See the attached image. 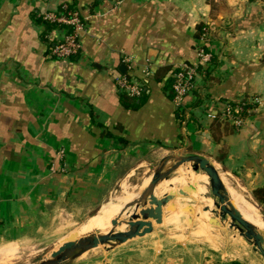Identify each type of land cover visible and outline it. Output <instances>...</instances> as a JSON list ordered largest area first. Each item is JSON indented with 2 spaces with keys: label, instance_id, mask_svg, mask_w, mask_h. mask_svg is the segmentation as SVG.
Here are the masks:
<instances>
[{
  "label": "crops",
  "instance_id": "obj_1",
  "mask_svg": "<svg viewBox=\"0 0 264 264\" xmlns=\"http://www.w3.org/2000/svg\"><path fill=\"white\" fill-rule=\"evenodd\" d=\"M65 6L84 23L81 50L56 59L38 14ZM200 44L211 66L177 107L170 76ZM116 76L144 83L136 105ZM241 101L236 130L221 111ZM159 149L207 158L264 218L253 196L264 188V0H0V239L101 204ZM163 214L151 232L72 264H255L245 249L155 240Z\"/></svg>",
  "mask_w": 264,
  "mask_h": 264
},
{
  "label": "rangeland",
  "instance_id": "obj_2",
  "mask_svg": "<svg viewBox=\"0 0 264 264\" xmlns=\"http://www.w3.org/2000/svg\"><path fill=\"white\" fill-rule=\"evenodd\" d=\"M170 154L187 155V152L167 151L161 149L155 150L153 153L147 155V163L139 164L135 168L129 170L126 174H123L118 182L113 184L110 193L101 204L93 207L80 204L78 206H72L73 208H67L71 216H66L65 212L59 214V210H57L54 217H49L48 221L47 219L44 220V225L36 227L35 229L31 228L29 231L25 230L19 234V236H8L4 239H0V247L14 249L13 255L9 258L3 259L0 257V264H34L39 258L43 257L56 247L74 242L77 235L79 238V233L84 228L89 217L97 212L100 205L103 203V205L106 203H115L119 192L124 188L138 185L145 179L149 181V177H151L155 166H157L164 157ZM202 188L207 196L206 203L212 207L213 205L209 202V185L202 184ZM177 201L176 207L178 209L173 212L171 209L167 208L165 210L166 215L163 223L161 225H156L154 234L155 240H159L161 243L173 242L178 246L186 243L191 244L193 247L212 245L216 246V248H221L224 246L226 247L228 255L230 253L235 254V252L239 253L241 250L245 249L251 252L254 258H256L255 264H264V258L254 249V246L240 236L237 230L231 228L226 220L222 221L218 217L217 220L220 224L212 227H205L199 223L196 213H198L199 210L202 211V207H207L205 206L206 204L203 203L201 205V202L196 204L185 200ZM169 204L172 206L171 201ZM198 205H201L200 209ZM254 205L256 209L260 211L256 204ZM184 206L189 208L190 212L185 213L182 209ZM212 208L215 207L213 206ZM261 217L262 221H264L262 215ZM74 238L75 240H73ZM106 250H108V247L99 246L85 253L83 258L92 254L104 253Z\"/></svg>",
  "mask_w": 264,
  "mask_h": 264
},
{
  "label": "bare ground",
  "instance_id": "obj_3",
  "mask_svg": "<svg viewBox=\"0 0 264 264\" xmlns=\"http://www.w3.org/2000/svg\"><path fill=\"white\" fill-rule=\"evenodd\" d=\"M167 170L172 171L168 176L157 178L153 188L149 185L151 178L149 177V181L145 179L138 185L130 188H124L120 191L118 196L115 195L117 196L115 203H106L105 205L100 206L97 212L89 217L84 228L79 233V238L77 235L75 237L76 240L75 238L73 239L75 240L74 242L87 238L94 233H107L113 228L117 231L124 230V223L132 218L136 211L137 204L148 199L150 196L160 198L167 193H171L173 195V198L171 199V210L173 212L178 209L176 207V202H178L177 200H185L196 204L201 202V205L203 203L206 204L205 206H207V211L199 210V212L197 211L198 213H196L199 223L205 227L214 226L212 222L209 223V219L213 217H215V219H218L219 217L222 221L226 220L227 223L234 224L229 215L228 201H230L236 212L243 219L247 220L258 229L264 231V221H262L260 212L256 209L255 205L246 196H244V194H238L225 184L217 183L215 180H210V178H208L201 171L194 172L191 169L189 162H160L157 166H155L153 172L163 173ZM202 184L209 185V202L215 208H212L213 206L211 207V205L206 203L207 196L203 191ZM186 187L189 188L187 189ZM182 209L185 213L190 211V209L186 206L182 207ZM113 217L115 221L113 220ZM145 230L146 229H142L141 232H138V235L144 233ZM243 238L245 239V237ZM13 250L14 249L9 247L1 248L0 257L3 259L9 258L13 255Z\"/></svg>",
  "mask_w": 264,
  "mask_h": 264
},
{
  "label": "water",
  "instance_id": "obj_4",
  "mask_svg": "<svg viewBox=\"0 0 264 264\" xmlns=\"http://www.w3.org/2000/svg\"><path fill=\"white\" fill-rule=\"evenodd\" d=\"M166 161H177L179 163L189 162L194 172L201 171L210 178V180H215L217 183L224 184L215 166L207 158L198 154H170L161 160V162ZM171 171L172 170H167L163 173L153 172L150 178V187L153 188L157 178L168 176ZM228 187L233 190L231 186ZM186 188L188 189L189 187ZM179 192L182 193L181 191ZM172 198L173 195L171 193L164 194L160 198L150 196L148 199L137 204L136 211L132 218L124 223V230L117 231L113 228L104 234L94 233L76 242L63 244L39 258L34 264H72L79 258H83L85 253L99 246L108 247V249H110L124 243L138 235L139 230L143 227H146L145 233H149L152 231L153 222L157 224L161 223L163 211L167 208H172L169 204ZM228 209L230 219L234 222V224H230V227L237 230L240 236L245 237V239H247L246 241L250 242L254 246V249L264 258V231L243 219L236 212L230 201H228ZM207 210V207H202V211ZM216 220L217 218L215 219V217L210 218L209 223L212 222L214 226L220 224V222Z\"/></svg>",
  "mask_w": 264,
  "mask_h": 264
},
{
  "label": "built area",
  "instance_id": "obj_5",
  "mask_svg": "<svg viewBox=\"0 0 264 264\" xmlns=\"http://www.w3.org/2000/svg\"><path fill=\"white\" fill-rule=\"evenodd\" d=\"M63 10L53 9L41 12L38 14L43 22L52 24L47 31H45L46 38L49 39V54L56 59H68L75 57L80 53L81 42L80 33L84 29V23L80 18L78 12L67 7H61ZM203 31V30H202ZM206 30H204L205 32ZM203 36H200V43L203 41ZM206 41V40H205ZM197 46L196 59L192 63H181L177 69L172 73L171 89L173 92L172 102L175 106L182 105L185 97L192 96L195 89V77L198 73L207 72L211 66L212 54L209 50ZM115 81L119 89L129 96L137 97L141 93V83L132 78L125 76H116ZM243 104L225 103L221 116L223 120L233 125L238 130L241 128L244 117L241 116ZM61 156L62 152H58Z\"/></svg>",
  "mask_w": 264,
  "mask_h": 264
},
{
  "label": "trees",
  "instance_id": "obj_6",
  "mask_svg": "<svg viewBox=\"0 0 264 264\" xmlns=\"http://www.w3.org/2000/svg\"><path fill=\"white\" fill-rule=\"evenodd\" d=\"M60 10H63L62 8H59ZM68 9H70V6H67V9L66 10H68ZM40 21H42L41 20V18L39 19ZM44 24H45V26H46V28L47 29H49L50 28V26H52V24H50V23H48V22H44ZM202 26L203 25H200L199 27H198V30H199V34H201V32H202ZM42 36H45L44 35V33H43V35ZM46 41H47V39H46ZM48 51H49V45H50V42H49V40H48ZM129 78V77H128ZM172 80H173V77H172V75L170 76V80H169V87H170V95L172 96L173 95V92H172V89H171V83H172ZM141 83V93H140V95L139 96H137V97H132V96H129V95H127L126 93H124V92H122V98H123V101H125V103H126V105H128V106H133V105H136L138 102V100L142 97V95L145 93V86H144V83L143 82H140ZM242 102V101H241ZM242 104H243V107H246L247 105H249V104H247V103H245V102H242ZM246 115V114H245ZM241 116L242 117H244V110L241 112ZM253 196H254V198L256 199V201L258 202V203H264V188H262V187H260V188H256L255 190H253ZM233 264H239V263H237V262H234Z\"/></svg>",
  "mask_w": 264,
  "mask_h": 264
}]
</instances>
